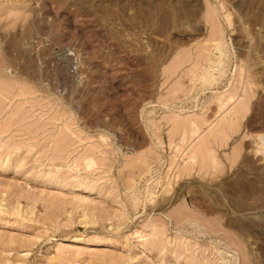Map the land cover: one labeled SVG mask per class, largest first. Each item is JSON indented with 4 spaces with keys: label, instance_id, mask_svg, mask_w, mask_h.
Masks as SVG:
<instances>
[{
    "label": "rangeland",
    "instance_id": "374dc122",
    "mask_svg": "<svg viewBox=\"0 0 264 264\" xmlns=\"http://www.w3.org/2000/svg\"><path fill=\"white\" fill-rule=\"evenodd\" d=\"M263 134L264 0H0V264H264Z\"/></svg>",
    "mask_w": 264,
    "mask_h": 264
},
{
    "label": "bare ground",
    "instance_id": "6f19581e",
    "mask_svg": "<svg viewBox=\"0 0 264 264\" xmlns=\"http://www.w3.org/2000/svg\"><path fill=\"white\" fill-rule=\"evenodd\" d=\"M216 37V36H215ZM214 37V38H215ZM216 38H218V37H216ZM215 38V39H216ZM218 39H220V38H218ZM212 41V40H211ZM216 41H218L217 39H216ZM224 43V42H223ZM222 46V45H221ZM215 53V52H214ZM220 76V75H219ZM227 96V95H226ZM245 96V95H244ZM235 98H236V96H235ZM237 99V98H236ZM244 99V98H243ZM226 100V99H225ZM242 100V99H241ZM241 100L239 99V101L241 102ZM239 102V103H240ZM245 103V102H244ZM222 104V103H221ZM236 105H238V104H236ZM243 105V104H242ZM240 106H241V104H240ZM238 107V106H237ZM237 110H239V109H237ZM235 111V110H234ZM191 116V115H190ZM200 117V116H199ZM230 118V117H229ZM228 118V119H229ZM230 120V119H229ZM178 123H179V121H178ZM218 124V123H217ZM177 125V124H176ZM177 128V127H176ZM196 128V127H195ZM194 128V129H195ZM214 130V129H213ZM217 133V132H216ZM251 143H252V145H251V148H250V152H251V154L253 155V156H258V155H260V156H263L264 157V134L263 135H258V136H256L255 138H251ZM213 172H214V170H213Z\"/></svg>",
    "mask_w": 264,
    "mask_h": 264
},
{
    "label": "crops",
    "instance_id": "0c3cea01",
    "mask_svg": "<svg viewBox=\"0 0 264 264\" xmlns=\"http://www.w3.org/2000/svg\"><path fill=\"white\" fill-rule=\"evenodd\" d=\"M218 139H219V138H218ZM218 139L216 140V143H217V144H220V143H221V144H224V143H227V142L229 143V140H226V139H225V140L222 141V140H218Z\"/></svg>",
    "mask_w": 264,
    "mask_h": 264
}]
</instances>
